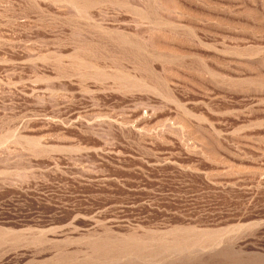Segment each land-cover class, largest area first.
I'll use <instances>...</instances> for the list:
<instances>
[{
  "label": "rangeland",
  "instance_id": "rangeland-1",
  "mask_svg": "<svg viewBox=\"0 0 264 264\" xmlns=\"http://www.w3.org/2000/svg\"><path fill=\"white\" fill-rule=\"evenodd\" d=\"M0 264H264V0H0Z\"/></svg>",
  "mask_w": 264,
  "mask_h": 264
}]
</instances>
